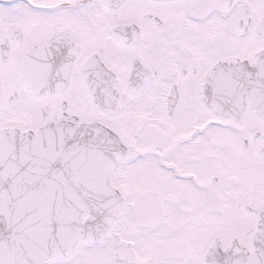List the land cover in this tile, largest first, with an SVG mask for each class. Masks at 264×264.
Instances as JSON below:
<instances>
[{
	"label": "snow or ice",
	"instance_id": "1",
	"mask_svg": "<svg viewBox=\"0 0 264 264\" xmlns=\"http://www.w3.org/2000/svg\"><path fill=\"white\" fill-rule=\"evenodd\" d=\"M0 264H264V0H0Z\"/></svg>",
	"mask_w": 264,
	"mask_h": 264
}]
</instances>
